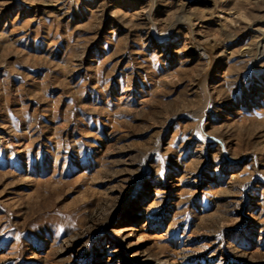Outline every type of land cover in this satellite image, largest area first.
<instances>
[{
	"label": "rangeland",
	"instance_id": "obj_1",
	"mask_svg": "<svg viewBox=\"0 0 264 264\" xmlns=\"http://www.w3.org/2000/svg\"><path fill=\"white\" fill-rule=\"evenodd\" d=\"M263 38L264 0H0V264H264Z\"/></svg>",
	"mask_w": 264,
	"mask_h": 264
},
{
	"label": "bare ground",
	"instance_id": "obj_2",
	"mask_svg": "<svg viewBox=\"0 0 264 264\" xmlns=\"http://www.w3.org/2000/svg\"><path fill=\"white\" fill-rule=\"evenodd\" d=\"M55 6H57V5L55 4ZM219 17H222V16H219ZM258 49L260 50V53L264 52V38H263L262 42L259 44ZM135 231H136L135 228H133L132 226L131 227H127V228L124 227V228L120 229L116 234L120 235L122 237L123 241H127L129 238H131L133 236ZM132 257L138 259L139 258V254L138 253H134L132 255Z\"/></svg>",
	"mask_w": 264,
	"mask_h": 264
}]
</instances>
